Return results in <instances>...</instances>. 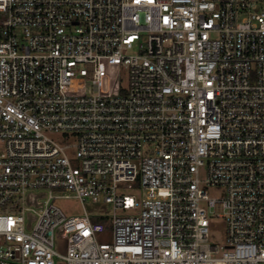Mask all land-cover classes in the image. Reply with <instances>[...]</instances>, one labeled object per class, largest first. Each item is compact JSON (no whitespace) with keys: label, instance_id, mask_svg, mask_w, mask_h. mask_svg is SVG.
<instances>
[{"label":"built area","instance_id":"obj_1","mask_svg":"<svg viewBox=\"0 0 264 264\" xmlns=\"http://www.w3.org/2000/svg\"><path fill=\"white\" fill-rule=\"evenodd\" d=\"M262 3L0 0V264H264Z\"/></svg>","mask_w":264,"mask_h":264},{"label":"rangeland","instance_id":"obj_2","mask_svg":"<svg viewBox=\"0 0 264 264\" xmlns=\"http://www.w3.org/2000/svg\"><path fill=\"white\" fill-rule=\"evenodd\" d=\"M255 11H264V3L259 4ZM241 16H239L240 19ZM104 88H106V80L104 79ZM116 90L114 89L113 92ZM125 193H131V188H121ZM45 193V191H40ZM207 193L210 197H220L224 193V188L220 186H208ZM53 202L58 205L66 216L81 215L84 211L91 214H106L111 215L113 209L110 203H103L100 199L98 201H92L90 197L84 199L81 202L78 198L67 196L57 197L53 199ZM123 212V211H122ZM210 221L212 222V228L209 233V243H223L225 238L224 221L223 218L216 216L215 214L209 215ZM97 238L101 241L110 240L111 238V227L108 225L102 232L97 233ZM56 249L60 253L65 252L64 240L56 237ZM56 264H65V262L59 258H55Z\"/></svg>","mask_w":264,"mask_h":264}]
</instances>
